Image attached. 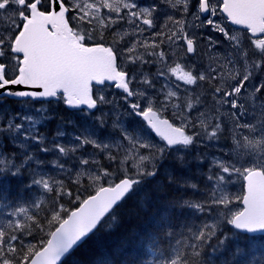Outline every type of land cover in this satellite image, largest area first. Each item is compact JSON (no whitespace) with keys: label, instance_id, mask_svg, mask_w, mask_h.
I'll return each instance as SVG.
<instances>
[{"label":"snow or ice","instance_id":"snow-or-ice-1","mask_svg":"<svg viewBox=\"0 0 264 264\" xmlns=\"http://www.w3.org/2000/svg\"><path fill=\"white\" fill-rule=\"evenodd\" d=\"M205 29L221 39L202 37ZM111 89L119 90V102ZM9 99L32 107L0 110V180L28 175L26 187L54 196L43 217L24 206L7 213L0 264H63L117 221L122 203L158 175L162 161L172 156L183 165L201 146L221 152L206 177L208 198L171 207L215 211L216 219L177 238L162 215L161 228L144 237L162 246L165 258L156 264H207L206 250L229 241L233 257L264 249V0H0V105ZM56 105L85 121L69 122L79 131L67 144L59 139L66 131L49 138L37 127ZM120 108L141 123L127 127ZM38 153L52 154L48 163L76 177L75 193L63 180L37 178L45 164ZM233 177L243 183L239 196L228 191ZM6 195L0 193L4 207ZM65 196L74 207L61 202ZM236 202L242 207L234 209ZM250 264H264V252Z\"/></svg>","mask_w":264,"mask_h":264},{"label":"trees","instance_id":"trees-1","mask_svg":"<svg viewBox=\"0 0 264 264\" xmlns=\"http://www.w3.org/2000/svg\"><path fill=\"white\" fill-rule=\"evenodd\" d=\"M105 39L110 40V37ZM57 106L59 107L57 114L63 116L74 111L64 105ZM177 170L178 168H173L174 172ZM187 172L192 173L190 168H187ZM169 175H174L175 183L169 182L167 179ZM30 180L28 175L0 180V193H7L4 200L8 205L4 207L3 204H0V222L5 221L7 213L17 206L29 208L30 215L38 212L43 217V209L49 206L50 197H53L54 193H47L41 186L26 187L30 184ZM177 181L178 174L160 170L154 179L143 183L135 195L122 203L115 223L110 222L109 227L85 239L64 260L63 264H144L151 252L164 254L165 258L161 245L158 243L152 245L144 239L146 233L155 232L161 228L162 215L165 223H170L175 229L174 235L177 238L181 237V233H186V228L195 230L206 223L205 213L191 208L173 209L171 207V204L181 200L192 202L187 198L190 188L183 187L184 192L181 193ZM190 181L191 179H189V183ZM64 187L73 193L77 191L75 180L72 179L64 181ZM80 190L82 191V189ZM68 199L65 196L61 202L67 204L68 207H74L77 202L73 201L68 204ZM36 200L43 201L41 209L31 208L32 201ZM230 229L231 226H227V230ZM213 246H215L214 242ZM180 247V244L173 245V248ZM234 247V242L229 241L225 248L218 251L213 252L211 249H207L204 259L207 264H250L255 248L246 255L233 257ZM172 254H174L173 249L169 248L167 255Z\"/></svg>","mask_w":264,"mask_h":264},{"label":"rangeland","instance_id":"rangeland-1","mask_svg":"<svg viewBox=\"0 0 264 264\" xmlns=\"http://www.w3.org/2000/svg\"><path fill=\"white\" fill-rule=\"evenodd\" d=\"M153 0H139V3L143 5L151 4ZM230 28H234L236 26H233L229 23L228 25ZM200 35L202 37H207L209 35H212L215 39H221L220 34L218 33H210L208 30H200ZM105 38H108L107 35H105ZM183 54L182 52L180 53ZM154 68H145V72L154 71ZM159 87V85H157ZM110 94L115 96L117 101L119 102V90L111 89L109 90ZM122 103V102H121ZM35 107H39V102H34ZM11 107L14 111H28L32 106L27 105L23 108L19 107L15 101L10 100L5 105H0V110L7 109ZM57 111H59V107L53 106L51 108L52 116L43 124H38L37 127L40 128L41 132H43L47 137L52 138L55 136L57 130H63L68 133L65 137L59 138L61 143H69L72 141V136L76 134L79 129L74 128L72 123H69L70 121H74L77 125H83L85 121L79 114L78 110H74L76 112H71L67 114L66 116L57 114ZM107 111V109H105ZM120 115L123 119L125 125L129 127L130 129L136 128L141 123V118L135 117V116H129L127 115V112L124 108H120ZM110 120L112 117L109 118ZM108 135V130L100 131L99 136L101 138H105ZM7 143V141H5ZM36 147V146H34ZM9 148L11 149V145H9ZM83 151V150H82ZM87 153H93L94 149H92L90 146L86 149ZM225 152L227 149L224 150ZM203 153L204 159L203 162H198L195 157L201 155ZM40 158L45 161V164L38 168L36 170L37 172V178L39 175H44L46 178L51 176L54 179L57 180H75L76 177L73 175H69L67 173L61 172L60 170L54 168L49 161L55 159V157L52 154H44V153H38ZM221 158V152L218 147H208L205 149L203 146L194 149L192 154L187 156L185 159L184 166L181 167V164L175 160L172 156H169L167 159L162 161L160 165V170L164 172H173V174H178V181L177 186L181 193L184 192L183 187H186V183L188 184H196L197 187L195 189L190 188V191L187 192V198L188 200H191L192 202H202L208 198L207 193L210 192L212 185L211 182H209L206 177L211 172L214 171V166L212 161L214 159H220ZM2 159V157H0ZM97 159H102L101 157H97ZM74 163V162H72ZM72 163H69L67 167L69 169L72 168ZM191 169L192 173L189 174L187 172V168ZM173 168H178L177 172L173 171ZM29 179H31L30 176H28ZM189 179H191L189 183ZM183 182V185H181ZM189 188V187H186ZM205 191V192H203ZM228 191L232 196H239L243 193V183L236 177H233V182L228 186ZM178 192V191H177ZM242 207L239 202H236L233 205V208ZM206 216V223H212L216 219V212H204ZM225 233H229L227 230V226H223ZM264 252V249L255 248L254 252L252 253V261L259 260L261 258V254ZM164 255V254H163ZM162 254H158L157 252H151L149 254V257L147 260L150 262V264H156V261L163 260Z\"/></svg>","mask_w":264,"mask_h":264},{"label":"water","instance_id":"water-1","mask_svg":"<svg viewBox=\"0 0 264 264\" xmlns=\"http://www.w3.org/2000/svg\"><path fill=\"white\" fill-rule=\"evenodd\" d=\"M230 23V22H229ZM239 27V26H238ZM82 243V242H81Z\"/></svg>","mask_w":264,"mask_h":264},{"label":"bare ground","instance_id":"bare-ground-1","mask_svg":"<svg viewBox=\"0 0 264 264\" xmlns=\"http://www.w3.org/2000/svg\"><path fill=\"white\" fill-rule=\"evenodd\" d=\"M167 218V217H166Z\"/></svg>","mask_w":264,"mask_h":264},{"label":"flooded vegetation","instance_id":"flooded-vegetation-1","mask_svg":"<svg viewBox=\"0 0 264 264\" xmlns=\"http://www.w3.org/2000/svg\"><path fill=\"white\" fill-rule=\"evenodd\" d=\"M107 40V39H106Z\"/></svg>","mask_w":264,"mask_h":264}]
</instances>
